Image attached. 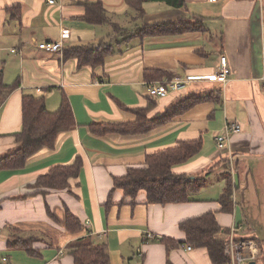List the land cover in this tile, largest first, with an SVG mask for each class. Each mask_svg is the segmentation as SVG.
Instances as JSON below:
<instances>
[{
	"label": "crops",
	"instance_id": "obj_1",
	"mask_svg": "<svg viewBox=\"0 0 264 264\" xmlns=\"http://www.w3.org/2000/svg\"><path fill=\"white\" fill-rule=\"evenodd\" d=\"M84 1L97 0H0V69L6 84L19 78L17 88L0 106V156L17 146L12 134L21 129L24 93H41L49 110L57 108L64 93L76 122L57 135L53 147L35 152L22 168L0 170V264H73L66 244L87 235L106 244L110 264H166L167 259L173 264H213L206 248L191 247L179 228L182 220L208 211H214L217 223L242 242L241 257L247 258L246 241L255 242V257L241 264H264V0H184L185 7L157 9L165 13L148 21L143 19L148 2L138 19L125 0H101L108 17L102 24L83 18ZM11 6L19 13L9 10ZM123 13L126 18L120 17ZM189 17L201 18L204 29L125 39L139 28L138 22L142 26ZM114 24L126 35L111 32ZM62 29L68 34L61 35ZM58 40L62 48L53 53L36 47L40 41ZM102 41L113 48L102 66L78 68L74 59L63 58L66 47ZM220 54L227 57V80L203 87L197 81L187 88L198 93L206 89L203 94L219 90V101L199 103L144 133L91 132L92 122L134 119L117 101L129 107L149 102L144 70L208 76L216 73ZM182 92L155 98L149 114L163 111ZM204 103L218 108L207 112L209 108H199ZM227 120L239 123L241 130L220 150L214 137ZM196 137H202L200 151L173 167L177 174L205 180L192 201L147 203L146 192L139 190L132 202L122 189H112L113 177L125 175L129 167L144 166L146 153ZM78 155L82 166L69 188L41 193L30 187L49 167L69 164ZM227 179L232 184L231 211L221 210L218 201ZM66 208L82 222L80 231L65 229ZM8 224L44 237L34 244L40 255L7 247ZM147 234L167 236L178 244L167 250L162 242L146 241ZM228 257L230 264H238Z\"/></svg>",
	"mask_w": 264,
	"mask_h": 264
},
{
	"label": "trees",
	"instance_id": "obj_2",
	"mask_svg": "<svg viewBox=\"0 0 264 264\" xmlns=\"http://www.w3.org/2000/svg\"><path fill=\"white\" fill-rule=\"evenodd\" d=\"M126 4L137 10L139 16L144 13V2H164L175 8L185 7L184 0H125ZM85 8L83 18L89 23L102 24L108 21L107 10L101 0L94 2H81ZM9 10H18V7H9ZM16 13V15H17ZM202 19L176 18L163 20L140 26L133 34L125 37L143 38L152 35L179 34L186 31L203 30ZM115 34L126 35L123 28L113 25ZM113 53L110 44L103 41L98 44H87L66 47L62 49L65 60L74 59L78 68L88 66L95 68L102 66L107 56ZM143 77L147 81L162 78H173L174 74L164 69H146ZM19 85V78L11 84L3 80V70L0 69V106L7 96ZM219 90L207 94L190 92L180 96L177 100L163 108L164 110L153 115L150 111L154 106L155 98L151 97L149 102L140 107H129L117 101L118 105L134 114V119L118 122H92L89 128L96 135L107 133H144L155 127L166 124L176 116L183 114L195 105L208 101H219ZM21 129L14 132L12 136L17 146L8 154L0 156V170L20 169L26 160L42 148L53 147L57 135L75 127V119L67 96L60 93V101L56 109L49 110L43 95L24 93L21 97ZM202 147V137L179 140L174 145L151 151L145 154L144 166L129 167L125 175L113 177L112 189L120 188L125 196L134 198L139 190L146 192L147 203H179L192 201V194L198 191L205 183L200 177H190L177 174L173 167L184 163L195 156ZM82 166V159L78 155L69 164H56L37 176L30 187L36 188L37 192L45 193L50 189L69 188L71 180L75 179ZM232 184L230 179L226 180L225 186L218 201L221 210L231 211ZM64 227L67 231L75 233L81 230L82 222L78 217L65 209ZM51 217L53 213L48 210ZM179 228L185 233V242L191 247H204L213 264H230L229 257L225 253L224 245L229 229L220 226L215 218L214 211H208L194 218L182 220ZM8 233L7 247L11 249H23L31 256H39V248L34 244L43 241L38 232H22L19 228L6 225ZM145 237V236H144ZM146 241H159L166 245L169 250L178 244L175 240L164 236L145 237ZM67 253L73 257V264H110L109 253L105 243L94 242L88 235L76 238L66 244ZM142 264V263H139ZM166 264H173L167 259Z\"/></svg>",
	"mask_w": 264,
	"mask_h": 264
},
{
	"label": "built area",
	"instance_id": "obj_3",
	"mask_svg": "<svg viewBox=\"0 0 264 264\" xmlns=\"http://www.w3.org/2000/svg\"><path fill=\"white\" fill-rule=\"evenodd\" d=\"M50 3H53V0H48ZM215 1V0H210ZM68 34L67 29L61 30V35ZM36 47L45 53H53L62 48V42L61 41H40L36 43ZM12 52L15 51V49H11ZM217 65V71L215 74L208 75V76H194V75H185V76H175L173 78H165L162 80H151L144 82L146 95L150 97H163L167 94L184 91L189 86L197 81H221L225 82L227 79L228 74V67H227V57L224 54L219 55L218 63ZM262 85L264 87V76H262ZM37 91H40V87H36ZM241 130V127L239 123H237L234 120H227L224 124V127L222 128L219 133L217 132L215 134L214 140L216 143L217 149L225 150L228 146V142L233 134L239 133ZM233 233V230H232ZM145 237L151 238L152 236L150 234H147ZM250 249H247V258L241 257V246L242 242H236L233 239V235L229 234V237L224 245L225 253L230 255L232 258V261L237 259L238 264L244 263L245 259L248 258H254L255 254L257 253L256 250V244L254 241H246L245 243ZM190 248V247H189Z\"/></svg>",
	"mask_w": 264,
	"mask_h": 264
},
{
	"label": "rangeland",
	"instance_id": "obj_4",
	"mask_svg": "<svg viewBox=\"0 0 264 264\" xmlns=\"http://www.w3.org/2000/svg\"><path fill=\"white\" fill-rule=\"evenodd\" d=\"M144 7H145V11H146V13H145V16H143V19H144V21H148V20H151V19H154V18H156V17H159L158 15H160L161 13H165V11H161L160 12V10H157V9H160V8H162L163 10H165L166 8H169L170 6H168L166 3H164V2H148V3H145V5H144ZM128 8V10H132V12L135 14V15H137L138 17V19H140V17L141 16H139V14H138V12H137V10H135L134 8H132V7H127ZM114 11H111V13H113ZM130 12V14L132 15V12L131 11H129ZM160 12V13H159ZM156 13H159L158 15H156ZM121 18H126V15L123 13V14H121V16H120ZM137 25H139V27H140V22H138L137 23ZM110 31L112 32L113 31V29L112 28H110ZM122 36L120 35H117V37L116 38H118V39H120ZM113 45H114V48L117 50V43H116V40L114 41L113 40ZM209 83V81H203L202 80V82H199V84H201L200 86L201 87H203V86H205V85H207ZM199 87V86H198ZM189 89H191V87H189ZM192 92V91H191ZM203 92H207L206 91V89H204L203 91H202V93ZM190 92H189V90L188 89H186V90H184L183 92H182V96H185V95H187V94H189ZM37 95H41V93H39V94H37ZM179 98V97H178ZM177 98V99H178ZM205 105H203L202 107H199V108H209V110L207 111V112H209L210 110H212V108L213 107H215L216 105L215 104H212V103H204ZM219 106V105H218ZM217 107V106H216ZM218 108V107H217ZM205 112V109H202V113H204ZM206 112V113H207ZM205 115V114H204ZM205 117V116H204ZM204 119V118H203ZM205 120H207L208 121V119L207 118H205ZM206 133V132H205ZM201 179V178H200ZM8 225H11V224H8ZM12 226V225H11Z\"/></svg>",
	"mask_w": 264,
	"mask_h": 264
},
{
	"label": "bare ground",
	"instance_id": "obj_5",
	"mask_svg": "<svg viewBox=\"0 0 264 264\" xmlns=\"http://www.w3.org/2000/svg\"><path fill=\"white\" fill-rule=\"evenodd\" d=\"M246 246V248L249 250L250 249V247H248L247 245H245Z\"/></svg>",
	"mask_w": 264,
	"mask_h": 264
}]
</instances>
